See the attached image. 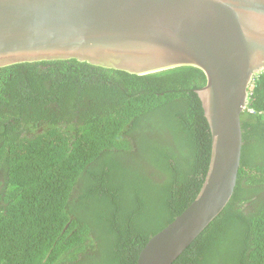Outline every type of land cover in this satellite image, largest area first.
Returning a JSON list of instances; mask_svg holds the SVG:
<instances>
[{
	"label": "trees",
	"instance_id": "16d2710c",
	"mask_svg": "<svg viewBox=\"0 0 264 264\" xmlns=\"http://www.w3.org/2000/svg\"><path fill=\"white\" fill-rule=\"evenodd\" d=\"M204 83L193 66L1 67L0 264H135L202 184L211 137L195 90ZM263 112L260 73L241 115L233 197L173 264H264V204L242 207L264 191Z\"/></svg>",
	"mask_w": 264,
	"mask_h": 264
},
{
	"label": "water",
	"instance_id": "95a60500",
	"mask_svg": "<svg viewBox=\"0 0 264 264\" xmlns=\"http://www.w3.org/2000/svg\"><path fill=\"white\" fill-rule=\"evenodd\" d=\"M77 60L146 75L193 66L211 137L192 201L135 264H173L233 197L250 88L264 71V0H0V68Z\"/></svg>",
	"mask_w": 264,
	"mask_h": 264
},
{
	"label": "flooded vegetation",
	"instance_id": "af4514ba",
	"mask_svg": "<svg viewBox=\"0 0 264 264\" xmlns=\"http://www.w3.org/2000/svg\"><path fill=\"white\" fill-rule=\"evenodd\" d=\"M38 127V129L41 131L43 128H44V126H42V125H38L37 126ZM39 130H37V131H39ZM34 130H32V131H30V132H33ZM24 134V133H23ZM22 134V135H23ZM258 144V142H256V141H254V140H250V142L248 143V145L250 146V151L249 152H251V150H252V147H254V145H257ZM252 153H254V152H252ZM251 153V154H252ZM264 155V154H263ZM243 181H245V179L243 180ZM261 197V202H259V198ZM251 201H254L255 203L252 205V204H250L248 201L247 202H244L243 203V205H242V207H243V209H245L246 210V212H255L256 210H257V207L259 206V204H260V206H262L263 204H264V191L263 192H257L256 194H254L253 195V198L251 199ZM238 205H240V204H238ZM140 251V250H139ZM195 264V263H194Z\"/></svg>",
	"mask_w": 264,
	"mask_h": 264
},
{
	"label": "built area",
	"instance_id": "2783aa9c",
	"mask_svg": "<svg viewBox=\"0 0 264 264\" xmlns=\"http://www.w3.org/2000/svg\"><path fill=\"white\" fill-rule=\"evenodd\" d=\"M261 73H263V74H264V71H262ZM263 114H264V112H263Z\"/></svg>",
	"mask_w": 264,
	"mask_h": 264
}]
</instances>
